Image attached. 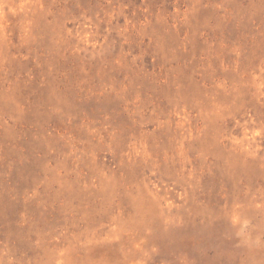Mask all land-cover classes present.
<instances>
[{
	"label": "rangeland",
	"instance_id": "1",
	"mask_svg": "<svg viewBox=\"0 0 264 264\" xmlns=\"http://www.w3.org/2000/svg\"><path fill=\"white\" fill-rule=\"evenodd\" d=\"M0 264H264V0H0Z\"/></svg>",
	"mask_w": 264,
	"mask_h": 264
}]
</instances>
